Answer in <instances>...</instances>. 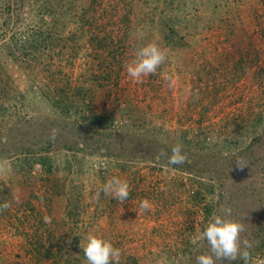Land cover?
<instances>
[{
  "label": "rangeland",
  "instance_id": "obj_1",
  "mask_svg": "<svg viewBox=\"0 0 264 264\" xmlns=\"http://www.w3.org/2000/svg\"><path fill=\"white\" fill-rule=\"evenodd\" d=\"M0 2V264H87L89 233L120 264H196L214 213L264 259V0ZM149 43L168 60L133 83ZM114 176L124 204L96 195Z\"/></svg>",
  "mask_w": 264,
  "mask_h": 264
},
{
  "label": "clouds",
  "instance_id": "obj_2",
  "mask_svg": "<svg viewBox=\"0 0 264 264\" xmlns=\"http://www.w3.org/2000/svg\"><path fill=\"white\" fill-rule=\"evenodd\" d=\"M168 60V53L155 43L142 45L135 49L132 58L125 64L127 78L133 83H140L145 77L154 75L157 70ZM169 86L175 84L172 76L166 78ZM58 130H52V138L58 135ZM166 156V153H161ZM188 162V154L183 150L182 144L171 147V155L167 157V166L182 165ZM236 165L240 170L248 166L242 160H237ZM130 184L120 177L109 178L96 194L110 196L124 204L129 200ZM11 207V202L0 204V211ZM150 202L144 200L140 204V211L150 210ZM48 218H46L47 222ZM246 225L238 220L226 219L222 215L213 214L205 230L197 240L206 241L209 251L198 255L196 264H217V261L229 262L241 260L243 264H264V259L253 257V244L248 239H242L246 232ZM197 241H194L196 243ZM87 264H120L121 250L113 245L110 240L89 233L87 243L82 247Z\"/></svg>",
  "mask_w": 264,
  "mask_h": 264
},
{
  "label": "trees",
  "instance_id": "obj_3",
  "mask_svg": "<svg viewBox=\"0 0 264 264\" xmlns=\"http://www.w3.org/2000/svg\"><path fill=\"white\" fill-rule=\"evenodd\" d=\"M54 2L53 3H56L58 0H53ZM52 2H49V3H47V5L46 6H48V5H50V6H48L47 7V10H46V12H48L49 14H52V16H54V18H55V21L58 19V14L60 13V12H62L63 11V8H64V6L61 4L59 7H58V5L60 4H53ZM2 5V3L0 2V6ZM71 6V5H70ZM11 7L9 6L8 7V9H10ZM26 48H25V50H29V49H31L33 46L35 47L36 45H37V42L34 40V39H32V40H28L26 43ZM10 50H11V52H12V54H13V52H14V49H12V48H10Z\"/></svg>",
  "mask_w": 264,
  "mask_h": 264
}]
</instances>
